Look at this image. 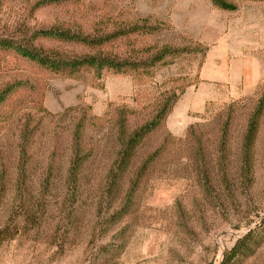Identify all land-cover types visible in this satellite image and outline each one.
<instances>
[{"label":"rangeland","instance_id":"obj_1","mask_svg":"<svg viewBox=\"0 0 264 264\" xmlns=\"http://www.w3.org/2000/svg\"><path fill=\"white\" fill-rule=\"evenodd\" d=\"M214 1L0 0V264H264V0Z\"/></svg>","mask_w":264,"mask_h":264},{"label":"trees","instance_id":"obj_2","mask_svg":"<svg viewBox=\"0 0 264 264\" xmlns=\"http://www.w3.org/2000/svg\"><path fill=\"white\" fill-rule=\"evenodd\" d=\"M214 4L216 6H219L221 9H233V7L224 4L223 2H221L220 0H215ZM40 34V33H39ZM43 36H47V37H51L54 39H57L59 41H72V42H77V43H82V44H86V45H93V41L94 40H88L86 38H82L81 36L77 35V34H69L67 32H61V31H44L42 33ZM17 53L19 55H21L22 57L30 60V61H34L36 63H38L41 66L47 67L51 70H60L63 69L65 67H68L70 69H78L80 67H107V68H115L118 65H124L127 64L126 62L123 63H117L115 60H111L108 58H100L98 56H91V55H86V56H82L79 57L77 59H73L72 61L68 60H61L60 58L55 59V57H49L47 55H45V53L40 52V50L31 47L30 45H28L27 43H25L22 46H19L16 49ZM165 52H161L159 53L158 56H156V59H161L162 55ZM166 109V106L163 109H160L156 112L155 116L153 118H151L149 120V122L145 123L144 125H142V127L138 128L137 130H135L130 136L129 138L124 142L122 140V144H121V157L125 158L128 156V151L129 149H131V145L134 144L137 140L143 138L147 133H149L150 131H152L154 128H156L161 120V117L164 114V111ZM252 126H249V132L248 135L246 136V139L250 138V135L252 133ZM76 155V151H74V156ZM71 168H70V175H73L74 170V166L76 163L75 157L72 158L71 161ZM237 247H233L230 251V255H234L235 251H236Z\"/></svg>","mask_w":264,"mask_h":264},{"label":"crops","instance_id":"obj_3","mask_svg":"<svg viewBox=\"0 0 264 264\" xmlns=\"http://www.w3.org/2000/svg\"><path fill=\"white\" fill-rule=\"evenodd\" d=\"M239 77H241L242 75H244V73L242 74V70H239Z\"/></svg>","mask_w":264,"mask_h":264}]
</instances>
